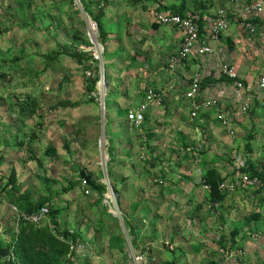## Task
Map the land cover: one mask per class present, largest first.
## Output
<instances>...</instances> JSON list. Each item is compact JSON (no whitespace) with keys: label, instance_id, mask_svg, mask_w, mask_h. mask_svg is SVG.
<instances>
[{"label":"rangeland","instance_id":"374dc122","mask_svg":"<svg viewBox=\"0 0 264 264\" xmlns=\"http://www.w3.org/2000/svg\"><path fill=\"white\" fill-rule=\"evenodd\" d=\"M101 1L0 0V124L8 123L9 119V124L10 121L12 123L9 128L15 131L3 132L0 129V245L16 246L17 256L24 259L22 264H121L132 251L145 252L148 258H152L151 264H179L180 261H184L181 264H188L189 261L197 264L201 260L212 264L214 255L211 235L222 240L230 238L235 242L232 244L245 247L246 234H238V230L230 228H218L210 233V207L205 205V201L204 208H198L202 214L197 215L195 210L190 215V211L186 210L185 215L180 214L178 217L160 212L169 204L165 200L130 201L120 197L119 201L112 202L111 198L104 197L110 191L109 187L113 186L111 180L112 175L116 174V168L112 166L117 167L120 163L133 166L135 161L123 160L126 157L135 159L131 158L135 152L129 151L126 157H122L124 152L120 151L121 146H117L119 140L115 132H78L77 127L70 128L73 132H43L39 129L42 124V128L44 124L46 127L47 121L44 119L47 107L62 98L65 92L62 93V82L68 88V94H63L64 98H69L71 102H81L93 94L101 97L99 90L104 91L102 87L108 82L107 64L115 70L118 66L116 73H120L122 68L130 71L128 66L133 64L132 58L124 56L125 53L115 56L113 50L133 49L135 43H138L131 41L130 12L127 8L130 1L134 0H108L112 11L109 14L103 11L100 19L105 32L104 39L98 28L92 33L90 24V20L94 21V16L99 12ZM147 1L162 5L165 0ZM171 1L176 0H166V3ZM107 4L106 1L101 5L105 7ZM171 5L177 10L174 3ZM239 31L232 29L228 36L222 38L223 52L229 60L237 63L241 74L253 77L252 87L255 80L264 75V47L254 44L253 48L247 46L240 51L244 45L242 47L241 43H236V39L242 40L246 35ZM109 33H112V39L107 41ZM90 37L102 46L103 70H96L97 66L92 67L86 61L79 63L66 54L56 55L66 50L67 46L72 45L75 50L79 43L92 46ZM140 44L143 42L136 44V47L140 48ZM149 53H155V50ZM56 56L59 57L53 61L52 58ZM218 63V60L213 59V65ZM85 68L90 69L92 74L96 70L98 80L104 75L105 84H92L89 80L91 77L84 74ZM244 84V89L240 90L242 94L236 97L246 99L244 101L252 106L253 95H257L255 89L258 96L261 92L257 87L249 88L246 81ZM50 95L55 97L54 101L49 99ZM34 102L38 105L35 106ZM50 102L51 105L47 106ZM121 106L124 107L123 104ZM105 107V112L102 108L100 110L102 116L105 114L104 119L101 116V126L104 120L105 125L111 121L106 116L109 107ZM250 108L242 112L240 106L239 113L232 110L237 118H240L237 115L240 112L248 118L247 125L240 122L244 143L250 136H254V132L263 131L260 115L253 110L254 107L252 110ZM77 114L76 109L69 110L73 121ZM216 119L219 121L217 116ZM77 123L75 119L73 126ZM125 133L128 136L134 134L122 132V139H125ZM99 134H102L100 138ZM103 137L111 142L109 150L113 158L110 160L100 147L99 140ZM260 144L263 148L257 152L247 145L248 150L254 152L249 166L264 173V143ZM177 153V150L169 149L158 159L169 161L171 157L174 160ZM218 160L229 164L232 161L231 157ZM160 175L163 173L160 172ZM144 176L151 178V173ZM82 178H90L96 184L104 185V192L100 194L95 188L87 186L90 192L85 194L81 185ZM123 179L126 180L122 176L118 178L121 192L128 188ZM8 180H12L15 189L7 183ZM151 183L154 184L153 181ZM240 190L237 194L241 198L240 209L230 203L232 211L227 221H232L233 212L236 216L248 215L246 222L253 220V223L246 232L260 230L263 237L264 195L259 196L261 191L257 189L242 187ZM155 193L159 194L160 191ZM248 196L253 198L241 201L242 197ZM46 200L50 202L51 211H54V214L49 215V220L40 225H16L10 204H18L23 209L31 205L41 206L46 204ZM55 218L56 223L53 224L51 220ZM71 230L79 242H84L83 250L69 248L63 232ZM237 234L239 237L235 240ZM182 255L184 259H181ZM3 261L4 257L0 256V264Z\"/></svg>","mask_w":264,"mask_h":264},{"label":"crops","instance_id":"0c3cea01","mask_svg":"<svg viewBox=\"0 0 264 264\" xmlns=\"http://www.w3.org/2000/svg\"><path fill=\"white\" fill-rule=\"evenodd\" d=\"M106 1L108 4L102 8L105 13L109 14V12L112 11L111 4L108 0H103L101 2L106 3ZM216 1L217 0H176L166 3L165 0L163 1L165 5L150 3L147 0L130 1V6L127 8H129L130 12L131 41L138 43L143 42V44H140V48H137L136 44L138 43H135L133 49L113 50L115 56L125 53L124 56L132 58L133 64L128 66L130 71H125L126 69L122 68L120 73H116L119 69L118 66H116L115 70L107 64L108 70L106 73L108 82L104 87V91L102 89L99 90L101 92V97L98 98L97 94H93L89 96L88 99H82L81 102H71L69 98H64L63 94L66 92L68 94V88L64 87V83L62 82V93L64 90L65 92L62 94V98H58L54 104L51 105L52 101L50 104H47V106L51 105V107L49 106L46 109L48 112H46L44 121H47V124L46 127L44 124V128H42V124V126H39V129L43 132H70L72 131L70 128L77 127L79 128L78 132L79 130L80 132H85L86 130H88V132H115V136L118 138L120 144H117V146H121L120 151L124 152L122 157H126L129 151L135 152V155L131 157L135 159L126 157L127 160L123 158V161H135L133 166L131 164L124 165L121 163L117 167L112 166L113 169L116 168V174L112 175L113 179L111 183L113 185V194L117 201H119L120 197L123 200L130 201L148 200L153 202L165 200L169 204L163 208L164 210L160 209V212L163 215L174 217H178L180 214L185 215L186 210L190 211V215L194 213L195 210H197V215L202 214V211L198 212V208L199 206L204 208L203 203L205 201V205L210 207V224H208L212 228L210 233L218 228H223L224 230L230 228L233 231L238 230V234H246V239L244 240L246 254L245 257L236 264H264V262L261 261L264 260V236L261 237L263 235H261L262 232H260L259 229V231L246 232L249 231V226H251L253 220L246 222L248 221V215L243 216L242 214H237L236 216L233 212L232 216L234 217L231 218L232 221L230 220L229 223L227 221L232 211L230 210L231 208H229L230 203L231 205H235L237 209H240L241 198L237 195L241 192L240 188L225 193L219 191L218 197L215 198L209 190L203 188L200 181L204 180V176L208 174L216 175L217 181L223 177L227 178L236 174L238 171L242 170L241 168H246L250 165L249 161L254 152L261 151L263 148L260 144L264 143L262 130V132H254V136H250V139L247 140L248 142L246 141V143H244V133L240 129V122H242V125H247L248 118L241 112L237 114L240 118H237L232 110L234 109L237 111L236 113H239V107L246 99L241 100L236 97L240 96L242 91L234 88L226 79H220V77H218L220 62L229 61L235 65L237 71L246 81V85H248L249 88L251 87V83H253V77L241 74L237 63L234 60H229L225 52H223L224 43L222 38L228 36L232 29H235L236 32H240V29L231 17L228 29L224 31L218 43L215 45V57L204 56L197 59L202 66V83H204V88L201 91L200 97H219V104L213 108L201 110L197 118L191 120L189 118L190 102L182 96V92L188 86L189 78L195 69L196 61L190 58L182 65L177 66L174 73H170V71L166 69L165 61L171 54L179 49L180 32L174 27L157 24L152 18V12L155 8L159 10H174L175 7L171 5L173 3L176 9H182L183 11L198 9L201 10L203 14H209L211 10L216 8ZM217 2L219 4H226L228 1L219 0ZM238 3L239 0H232V3L229 4L231 7L230 12H233L237 8ZM168 5L171 6L168 7ZM109 39H112V33H109L108 38H106L107 41ZM155 41L156 43H154ZM236 43H241L242 47L244 45L240 51L247 46L253 48L254 44H260L257 40H251L245 36L242 37V40L237 38ZM68 47L70 50H74L72 45ZM88 49V46L79 43L76 51L81 53L87 52L91 57L90 50ZM151 50H155V53H149ZM58 57L59 56H56L52 58V60L54 61ZM89 59L90 58L85 61ZM213 59L218 60L219 63L213 65ZM47 69H49V67ZM119 77H122L120 78L121 81H123L124 78H126V80L121 83ZM171 78H175V82L172 84L170 82ZM216 79H218V81ZM147 87L163 89L164 99L161 104L148 105L143 124L136 128L126 119V111L128 107L135 106L143 101L144 92ZM253 88H256V85L251 87V89ZM254 92L257 95H253L252 102H254V104L252 106L249 104V108L251 107L250 109L252 110V107H254L253 110H256L260 115L263 126L264 109L261 107L260 103L261 94L259 97L256 89ZM49 97V99L55 100V97L52 95ZM107 97L108 99L106 100ZM121 104H123L124 107H122ZM34 105L37 106L38 103L34 102ZM105 106L109 107V112L106 116H108L111 121L109 125H105L104 120V124L101 126L100 121L102 117L104 119L105 114L102 116L100 110L102 108L105 112ZM72 108H74V110L76 109L78 113L74 116V121L70 119L69 116V110ZM36 112H38L37 109ZM219 112L224 113L230 119V129L234 132L233 135L229 134L230 129L227 127L224 128L216 119ZM75 119L78 120V123L76 126H73ZM10 124H12L11 121ZM10 124L8 119V123L2 122V124H0V129L3 132H15L13 128H9ZM32 132L35 131L32 130ZM122 132H134V134L130 133L128 136V134L125 133V140L120 137ZM142 134H144L143 137ZM101 135L99 134V138ZM198 141L205 144V147L199 151L197 150ZM99 142L101 149L104 150L108 159H112L113 156L111 155V150H109L111 147L110 140L103 137ZM248 144L252 146L254 152L248 150ZM169 149L177 150L176 159L173 160L171 157H169V161H161V159H158L160 156H163V153H167ZM232 153H237L238 157L230 156ZM227 157H231L232 161L230 160V162L232 165L228 162L218 160ZM148 159L149 161H147ZM115 164L117 165V163ZM118 170L120 172H118ZM148 172L151 173V178H146L144 176L145 174L148 175ZM160 172L161 174L163 173V175H160ZM119 176L126 179H123V183L125 182V186L128 187L127 190L124 191L123 189L122 192V189H119V186H121L118 180ZM152 181L154 184L151 183ZM155 191H160V193L156 194ZM105 195L108 196L111 194L107 192ZM260 195L264 194L260 193L259 196ZM248 198L249 196L246 198L242 197L241 201L251 200L253 196ZM178 204H180V206H177ZM182 204H184L185 208ZM117 205L119 207V204ZM234 221L235 223L233 224ZM190 226H192V223H190ZM251 233L253 234L251 235ZM238 234L234 239L238 240ZM211 237L213 238L212 246L214 255L212 264H218L220 259L218 249L221 241H217V238L213 235H211ZM220 240H222V238H220ZM0 247L5 248L3 245H0ZM184 258L182 255L181 259ZM151 260L152 258H149L150 262ZM180 262L184 263V261ZM192 262L194 261H189L188 264H192ZM204 262L206 261L201 260V262L197 264H207V262ZM160 264H165V262H160Z\"/></svg>","mask_w":264,"mask_h":264},{"label":"built area","instance_id":"2783aa9c","mask_svg":"<svg viewBox=\"0 0 264 264\" xmlns=\"http://www.w3.org/2000/svg\"><path fill=\"white\" fill-rule=\"evenodd\" d=\"M217 1L215 2L216 8L211 10L209 14H203L202 11L198 9L184 10L182 13H178L171 10H159L155 8L152 12V18L155 23L174 27L180 32V47L166 59V69L169 70L170 73H174L177 66L182 65L188 59L191 58L196 61L195 69L189 78L188 86L182 92V96L190 102L189 118L191 120L196 119L201 110H207L219 104V97H200L203 75L201 63L198 62L197 59L204 56L215 57V45L218 43L224 31L228 29L231 17L247 38L257 40L261 46L264 47V0H239L237 8L233 12H230L231 7L229 5L232 3V0H227L228 2L226 4H219ZM90 24L91 31L94 33L97 24L91 20ZM90 41L92 46H89L88 50H90L91 57L86 62H89L92 67L97 66L96 70L98 68L99 70H103L101 61L102 46L99 42H95L92 37H90ZM96 70H94L93 73H95ZM84 74L88 77L93 75L92 71L88 68H85ZM218 77L226 79L234 88L239 90L245 87V80L239 74L235 65L229 61L220 62ZM101 80H104V75H101V79L97 80L96 84L101 85ZM170 82L171 84L174 83L175 78H171ZM255 85L261 92L260 103L261 107L264 109V75L255 80ZM163 99V89L147 87L144 92L143 101L135 106L127 108L126 119L133 127H140L144 122L148 105L161 104ZM248 108L249 103L245 101L241 105V111L245 112ZM217 118L223 126L230 129L231 123L227 115L219 112ZM229 134H234L232 129L229 130ZM143 136L144 134H142V137ZM204 147L205 144L198 141L197 150L199 151ZM230 156L238 157V154L232 153ZM200 181L203 188L210 191V185L204 182V180ZM81 185L84 193L89 194L90 189L87 187L88 183L86 178H82ZM242 187L257 189L264 194V179L246 171H238L236 174L227 178L223 177L218 181V190L221 193L231 192ZM109 188L111 195H105L104 197L111 198L112 202H116L117 199L113 194V189L112 187ZM10 208L17 226L23 223L40 225L49 220L48 202L30 212L20 208L18 204H10ZM69 234L73 235L74 231H69ZM70 235H67L69 248L71 250H83L85 247L84 242L69 239ZM215 237L217 241H221L218 249L220 254L218 264H236L245 257V247L239 246L237 243L232 244L235 242L231 241L230 238L220 240V237ZM4 258L9 264H19L12 252V247L7 249V255ZM121 264H151V262L145 255V252L132 251L129 252L128 259Z\"/></svg>","mask_w":264,"mask_h":264},{"label":"trees","instance_id":"16d2710c","mask_svg":"<svg viewBox=\"0 0 264 264\" xmlns=\"http://www.w3.org/2000/svg\"><path fill=\"white\" fill-rule=\"evenodd\" d=\"M103 6L102 5H100V7H99V12H98V14L97 15H95L94 16V21L96 22V24H97V28L99 29V32H101L100 34H101V38H105V32H104V30H103V24H102V21L100 20L101 19V17H102V12H103V8H102ZM175 12H178V13H182L183 12V10L181 9H177V10H174ZM66 54V55H68V56H71V57H74L75 59H77V61L79 62V63H83L85 60H87L88 58H90V56H89V53H87V52H83V53H81V52H78V51H76L75 49L74 50H70V48L67 46V49L66 50H63V51H60L59 53H57L56 55H59V54ZM98 78H99V76H98V73L97 72H95V73H93V75L91 76V78H89V80H91V82H92V84H95L96 83V81L98 80ZM202 85H203V83H202ZM66 103H68V102H66ZM65 103V104H66ZM0 158H1V156H0ZM242 170L241 171H246V172H249V173H251V174H255V175H258L259 177H261L262 179H264V173H260V172H258V171H256V170H254L251 166H247L246 168H241ZM217 177H216V175H206V176H204V182H206V183H208L209 185H210V193L212 194V195H214L215 196V198H217L218 197V193H219V190H218V181L220 180H218L217 181V179H216ZM86 180H88V186H91V187H93V188H95V190L98 192V193H103L104 192V190H105V187H104V185H102V184H96L95 183V181H93V180H91L90 178L89 179H86ZM12 180H8V182L7 183H10V185H11V187H12V189H15L14 188V184L11 182ZM47 201L48 200H46V203H47ZM49 203V215L51 216V213L52 214H54V211H51V207H50V202H48ZM39 207V205H37L36 207H35V205H31V206H29L28 208H23V210H26V211H28V212H30V211H32V210H34V209H36V208H38ZM20 208H21V206H20ZM51 221H53V224L54 223H56V218L55 219H53V220H51ZM23 224H25V223H23ZM26 224H29V225H34V224H30V223H26ZM63 234H64V236L67 238V235H70L69 234V232L68 231H65V232H63ZM69 239H74V240H76V236H75V234H73V235H70L69 236ZM67 240H68V238H67ZM5 248H7V249H9L10 248V246H5V245H3ZM16 246H14V248L12 247V252H13V254H14V256H15V258H16V260H17V262L19 263V264H22V263H24V259L23 258H21V256L19 255V257L17 256V248H15ZM20 260H21V262H20ZM3 264H9V262L4 258V261H3Z\"/></svg>","mask_w":264,"mask_h":264},{"label":"water","instance_id":"95a60500","mask_svg":"<svg viewBox=\"0 0 264 264\" xmlns=\"http://www.w3.org/2000/svg\"><path fill=\"white\" fill-rule=\"evenodd\" d=\"M7 255V249L0 247V256L5 257Z\"/></svg>","mask_w":264,"mask_h":264},{"label":"bare ground","instance_id":"6f19581e","mask_svg":"<svg viewBox=\"0 0 264 264\" xmlns=\"http://www.w3.org/2000/svg\"><path fill=\"white\" fill-rule=\"evenodd\" d=\"M101 84H102V85H104V84H105L104 80H103V81L101 80ZM102 88H104V87H102Z\"/></svg>","mask_w":264,"mask_h":264}]
</instances>
